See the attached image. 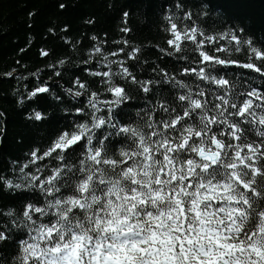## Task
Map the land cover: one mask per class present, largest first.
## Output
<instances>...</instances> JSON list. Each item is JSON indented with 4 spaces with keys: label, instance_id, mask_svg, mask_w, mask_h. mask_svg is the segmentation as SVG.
<instances>
[{
    "label": "snow or ice",
    "instance_id": "6c2138e0",
    "mask_svg": "<svg viewBox=\"0 0 264 264\" xmlns=\"http://www.w3.org/2000/svg\"><path fill=\"white\" fill-rule=\"evenodd\" d=\"M169 31L173 38L168 44L177 51L182 40L203 44L197 41L196 28L181 31L171 23ZM231 39L252 44L236 35ZM253 57L260 66L254 62L240 66L264 74V51L251 47L250 61ZM201 63L206 66L183 72L221 89L232 87L229 79L212 76L211 70L219 72L216 65L236 61L202 52ZM122 75L137 82L126 67ZM151 83L141 84L142 90L149 92ZM48 90L37 87L31 96ZM107 90L115 99L105 101L106 106L130 99L123 86ZM176 99L185 103L183 111H170L162 104L169 118L148 123L147 132L113 123L109 108L107 118L93 113L91 126L76 125L42 154L38 149L31 153L33 163L54 153L62 163L43 179L25 173L24 165L21 183L7 182L15 188L38 187L45 198L44 207L26 205L27 238L19 241L15 264H264V130L258 127L264 126V92L252 89L233 93L231 99L221 94L209 100L203 90L188 89ZM91 106L99 111L95 101ZM30 118L44 117L34 112ZM245 121L256 129L258 141H248ZM105 125L131 138L127 150L120 148L115 158L108 156L104 145L109 137L93 143L92 130ZM81 144L85 155L77 164L67 163L65 153ZM8 239L7 230L0 229V242Z\"/></svg>",
    "mask_w": 264,
    "mask_h": 264
},
{
    "label": "trees",
    "instance_id": "16d2710c",
    "mask_svg": "<svg viewBox=\"0 0 264 264\" xmlns=\"http://www.w3.org/2000/svg\"><path fill=\"white\" fill-rule=\"evenodd\" d=\"M171 23H177L181 31L196 28L197 41L203 44L182 40L177 51L168 44L173 38ZM233 35L252 44H238L231 39ZM217 47L227 51L216 52ZM251 47L264 51V0H0V229L9 234L7 243L0 242V264H15L19 241L27 238L26 205L45 206L38 187L15 188L7 182L21 183L24 165H28L25 173L43 179L62 163L54 158L55 153L33 163L34 150L40 155L61 133L82 123L91 126L93 113L107 118L109 108L113 123L147 132L148 123L169 118L162 104L170 111H183L186 105L176 97L188 89L203 90L209 100L221 94L231 99L233 93L252 89L264 92V74L240 66L261 65L254 57L250 61ZM202 52L237 62L216 65L222 69L219 72L211 70L212 76L229 79L230 89L183 72L206 66L201 63ZM125 67L136 83L124 78ZM105 71L110 75H96ZM148 81L152 83L146 93L141 84ZM181 83L187 88H181ZM115 85L125 87L130 99L106 106L105 101L115 99L107 89ZM37 87L49 90L31 96ZM92 101L99 111L94 112ZM256 111L259 115L260 109ZM34 112L44 118H30ZM244 126L248 141H258L256 129L246 121ZM92 131L94 144L97 138L109 137L104 145L112 158L130 145L131 138L117 135L110 125ZM84 155L83 144L65 153L70 164H77Z\"/></svg>",
    "mask_w": 264,
    "mask_h": 264
}]
</instances>
